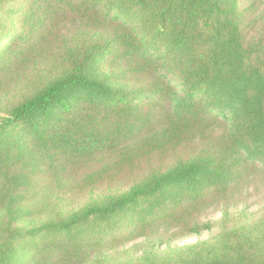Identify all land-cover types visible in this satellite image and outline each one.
<instances>
[{
    "label": "trees",
    "instance_id": "16d2710c",
    "mask_svg": "<svg viewBox=\"0 0 264 264\" xmlns=\"http://www.w3.org/2000/svg\"><path fill=\"white\" fill-rule=\"evenodd\" d=\"M255 176L264 0H0V264H264Z\"/></svg>",
    "mask_w": 264,
    "mask_h": 264
},
{
    "label": "rangeland",
    "instance_id": "374dc122",
    "mask_svg": "<svg viewBox=\"0 0 264 264\" xmlns=\"http://www.w3.org/2000/svg\"><path fill=\"white\" fill-rule=\"evenodd\" d=\"M62 32L67 33L70 32L68 25H64L62 27ZM126 187V181L121 182L119 185H116L112 188V190L116 189H124ZM106 189L102 188L97 194L105 193ZM263 198H264V187L259 177L255 176L246 181L243 186L242 192L240 196L229 197L228 199L222 201H215L209 207L204 209L198 221L201 223L206 222H216L218 221L224 211H228L229 213L240 212L242 210L246 211L251 216L252 220H255L261 216V211L263 208ZM82 201L74 203V206L80 205ZM218 229H212L210 231H206L201 233L198 236H188L183 239L174 241L170 247H181L184 245H189L196 243L198 241L205 240L215 234L218 233ZM142 240H136L133 242L126 243L125 245L119 247L116 251H120L122 249H127L134 245L135 243L141 242Z\"/></svg>",
    "mask_w": 264,
    "mask_h": 264
}]
</instances>
